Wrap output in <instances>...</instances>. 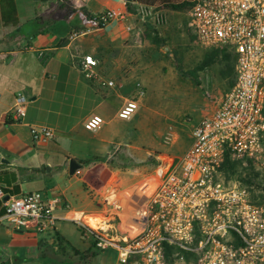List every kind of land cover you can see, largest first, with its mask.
<instances>
[{"label":"built area","instance_id":"2783aa9c","mask_svg":"<svg viewBox=\"0 0 264 264\" xmlns=\"http://www.w3.org/2000/svg\"><path fill=\"white\" fill-rule=\"evenodd\" d=\"M135 7L142 19L154 10L137 3ZM94 16L97 28L71 31L68 41L124 19L110 9ZM187 17V28L200 46L232 55L233 85L213 112L194 126L183 155L165 156L131 183H110L94 215L85 218L73 212L66 220L96 251L115 252V264H264V189L227 179L222 170L226 161L243 170L264 166V0H195ZM98 65L86 55L75 68L94 81L100 80ZM144 96L145 88L137 83L117 118L134 115ZM26 104L27 99L17 94L11 118L21 120ZM103 123L93 116L84 128L97 130ZM29 133L34 143L55 138L45 127L32 126ZM172 135L165 141L171 142ZM61 204V199L22 193L5 201L0 222L14 229L50 232Z\"/></svg>","mask_w":264,"mask_h":264},{"label":"crops","instance_id":"0c3cea01","mask_svg":"<svg viewBox=\"0 0 264 264\" xmlns=\"http://www.w3.org/2000/svg\"><path fill=\"white\" fill-rule=\"evenodd\" d=\"M14 1L18 25L0 23V160L6 161L0 162V172L17 175L18 195L36 192L45 200L61 199L62 204L55 212L58 222L50 232L14 229L0 222V264H92L95 249L66 218L73 212L83 213L85 218L97 212L84 189L82 172L95 163H105L102 156L110 144L123 146L102 142V132L111 119L107 113L117 117L131 97L134 83L145 80L146 74L142 77L141 73H147L149 63L140 48L146 51L149 46L137 43L140 33L126 7L127 0H69L70 15L63 1ZM129 4L135 7L136 3ZM80 8L91 15L110 9L124 19L68 41L71 31L87 28L76 12ZM86 55L98 60L100 80L88 81L75 68ZM139 59L145 64L142 71ZM107 81H115L116 86L108 87ZM17 94L27 99L25 116L19 121L10 118L7 123ZM210 108L206 116L216 106ZM93 116L101 117L104 123L97 130L87 131L84 124ZM32 126L53 130L55 138L34 143L29 133ZM77 140L93 143V153L99 155L90 158L99 161L81 166L79 161L83 160L70 151L69 143ZM127 152L134 157V149ZM71 159L80 165L73 175L69 174ZM28 185L33 189L24 191ZM12 197L5 195L0 209Z\"/></svg>","mask_w":264,"mask_h":264},{"label":"rangeland","instance_id":"374dc122","mask_svg":"<svg viewBox=\"0 0 264 264\" xmlns=\"http://www.w3.org/2000/svg\"><path fill=\"white\" fill-rule=\"evenodd\" d=\"M131 13L135 29L140 33L137 43L149 46L147 52L140 48L149 63L147 73H141L142 77L146 74L145 80H140L145 96L136 113L127 120L107 113L111 119L102 132L101 141H113L123 146L110 144L102 156L105 163H95L82 172L84 189L96 211L101 208V194L110 183H131L155 166L153 160L158 163L165 156H181L191 142L196 122L210 113V107L218 105L232 80V56L227 60L222 55L218 56L212 64L201 67L205 55L219 48H206L197 43L187 28V13L153 10L151 15L142 19L134 6ZM147 22L155 27L166 46L155 47L142 38ZM144 65L139 59V70L142 71ZM169 133L173 138L166 142ZM69 144L72 154L83 161L90 160L94 154L99 155L98 152L93 153V143L89 140L87 143L77 140ZM132 149L134 157L127 152ZM244 173L246 176L257 173L256 181L264 184V166L261 164ZM32 189L33 185L23 188L24 191ZM93 252L96 257L92 264H114L113 251Z\"/></svg>","mask_w":264,"mask_h":264},{"label":"trees","instance_id":"16d2710c","mask_svg":"<svg viewBox=\"0 0 264 264\" xmlns=\"http://www.w3.org/2000/svg\"><path fill=\"white\" fill-rule=\"evenodd\" d=\"M40 2H47L50 0H37ZM63 1L65 8L70 7L71 2L69 0H58ZM129 2L137 3L139 5L149 6L154 8L155 11H167V12H181L187 13L192 6L195 4V0H127L126 7L131 12L132 6ZM78 13L79 18L82 20L84 27L97 28V25L94 21V15L89 14L84 8H80L76 11ZM67 15L70 13L67 12ZM0 23L3 26H17L19 23L17 8L14 0H0ZM144 29L142 31V38L146 40L150 45L155 47H164L165 41L162 40L155 29V27L147 22L144 24ZM223 56L225 60L229 59L232 55L228 53L225 49H214L205 55L204 61L201 64V67H207L212 64L218 56ZM234 60V59H233ZM232 71L234 73V61H232ZM233 78V74H232ZM233 85V81L231 80L230 88ZM229 88V89H230ZM264 116V109H263ZM10 116L6 117L7 123H10ZM99 161L98 158L92 157L90 160L79 161V164L83 167H87L91 165L93 162ZM156 165L157 162L153 160ZM224 174L227 179L236 178L246 185H255L258 189H264V184L262 182H257L258 174L252 173L251 175H245L244 171L238 165L234 163H230L226 161L222 167ZM17 175L13 172L2 171L0 172V190L7 195L8 197H12L18 195L20 193V187L17 184ZM2 199L0 197V206L2 203ZM5 212L4 208L0 209V215L2 216Z\"/></svg>","mask_w":264,"mask_h":264},{"label":"water","instance_id":"95a60500","mask_svg":"<svg viewBox=\"0 0 264 264\" xmlns=\"http://www.w3.org/2000/svg\"><path fill=\"white\" fill-rule=\"evenodd\" d=\"M0 162L6 163L5 160H0ZM79 168H80V165L74 159H71L69 161V174L70 175H73L75 173V171L78 170Z\"/></svg>","mask_w":264,"mask_h":264},{"label":"bare ground","instance_id":"6f19581e","mask_svg":"<svg viewBox=\"0 0 264 264\" xmlns=\"http://www.w3.org/2000/svg\"><path fill=\"white\" fill-rule=\"evenodd\" d=\"M88 222H89L91 225H95V222H94L92 219H88Z\"/></svg>","mask_w":264,"mask_h":264}]
</instances>
